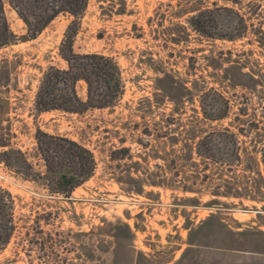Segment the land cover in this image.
Wrapping results in <instances>:
<instances>
[{
  "label": "rangeland",
  "instance_id": "1",
  "mask_svg": "<svg viewBox=\"0 0 264 264\" xmlns=\"http://www.w3.org/2000/svg\"><path fill=\"white\" fill-rule=\"evenodd\" d=\"M203 1L202 5L214 1L234 5L250 17L254 27L264 29V0H240L237 4L232 0ZM197 2L90 0L74 48L78 52H103L119 62L126 91L113 108L83 114L37 113L34 108L44 71L51 65L67 66L59 47L73 16L60 15L35 39L0 49V59L9 58L17 64L14 81L18 88L11 90V122L17 134L14 144L27 153L38 169H43L35 138L39 126L81 142L93 150L98 160L94 176L69 197L53 195L43 185L24 179L0 163V186L15 196L18 225L12 240L0 252V264H264V203L208 206L205 202L210 196L205 195L200 205L185 204L183 193L162 187H146V192H154L152 196L129 194L113 177L118 171V162L111 160L113 149L130 147L133 160L142 161L139 153L144 149L138 139L150 138L135 125L144 126V99L154 100L157 77L163 75L160 70L190 81L197 79L200 86H214L230 96L233 113L222 121L224 126L234 119V112L245 100V91L216 82L209 57L218 56L221 51L228 57L231 50L232 58H236L237 53L245 51L243 59L250 58L264 71V46L252 30L237 41H212L187 30L188 14L184 12ZM7 15L15 32L25 34L24 21L9 5ZM80 92L85 93L82 86ZM246 94L250 99L249 115L243 117L247 121H235L233 128L238 131L240 126L258 123L253 135L264 136V101L255 94ZM198 104L195 98L194 105ZM172 107L168 101L159 108L154 105V113L145 121L152 124L162 113L169 114ZM191 107L187 103L188 114L193 113ZM154 163L150 160L151 167ZM220 219L233 230H251L247 238L253 239V244L244 238L240 241L245 250L231 248L226 244L229 236L219 224ZM188 220L194 227L205 222L194 235L205 241L202 245L190 247ZM106 222L115 223L107 228L119 233L118 242L112 235L97 234V227ZM101 239L105 240L102 249L97 247ZM83 245L92 247V251H83ZM93 253L95 256H90Z\"/></svg>",
  "mask_w": 264,
  "mask_h": 264
},
{
  "label": "trees",
  "instance_id": "2",
  "mask_svg": "<svg viewBox=\"0 0 264 264\" xmlns=\"http://www.w3.org/2000/svg\"><path fill=\"white\" fill-rule=\"evenodd\" d=\"M197 1L184 12L188 14L187 30L212 41H237L247 37L252 30L256 40L264 46L262 26L254 27L249 22L250 17L234 5L218 1L202 5L203 0ZM232 1L237 4L240 0ZM89 2L0 0V49L35 39L60 15L74 17L59 47L67 66L51 65L44 71L35 97L37 113L61 111L83 114L89 110L113 108L126 91L122 68L114 56L98 51L78 52L74 48ZM7 5L24 21L25 34L19 35L12 28ZM228 53V57L223 51L218 56L209 57L216 82L245 91L242 95L245 100L241 101L242 105L234 112V119L226 126L222 125V121L233 113L230 96L214 86H200L197 79L190 81L160 70L163 75L157 77L154 100L144 99L147 104L141 115L144 126L140 128V123L135 125L137 130L141 129L142 134L150 138L138 139L144 149L139 153L142 161H134L131 148L127 146L111 151V160L118 162V171L113 177L127 193L152 196L154 192H146V187H162L183 193L181 199L185 204L194 202V205H200L205 195L210 196L205 202L208 206L229 207L230 204L243 205L245 201L264 203V136L253 135L255 128L259 127L258 123L240 126L238 131L233 128L235 121L244 124L247 121L243 117L249 115L250 99L246 93L255 94L264 101V71L256 67L250 58L243 59L245 51L237 53L236 58H232L233 51ZM16 69V62L9 58L0 59V163L24 179L43 185L53 195L69 197L94 176L98 167L97 157L81 142L66 135L47 132L39 126L35 138L43 169H38L27 153L14 144L13 138L17 134L11 122L14 109L11 90L18 88L14 81ZM80 86L85 89L84 94H81ZM195 98L199 101L198 106L194 105ZM166 101L173 104L169 114L162 113L152 124L145 121L149 114L154 113V105L159 108ZM187 103L192 106V114H188ZM121 142L124 143V140ZM125 160L131 162L122 164ZM150 160L155 161L152 167ZM204 224L194 227L190 220L186 222V227L190 229V247L205 242L194 238ZM219 224L229 236L226 244L231 248L245 250L240 241L244 238L253 244V239L247 238L252 234L251 230H233L221 219ZM112 225L115 223L99 225L97 234L112 235L118 242L119 233L107 228ZM17 226L15 196L8 188L0 186V252L12 240ZM261 233L264 234V231ZM104 243L105 240L101 239L97 247L102 249ZM81 248L92 251V247L87 245Z\"/></svg>",
  "mask_w": 264,
  "mask_h": 264
}]
</instances>
